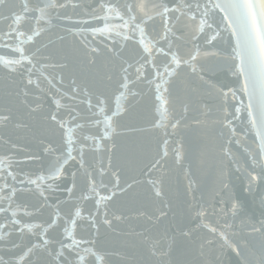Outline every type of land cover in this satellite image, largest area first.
Listing matches in <instances>:
<instances>
[{"label":"water","instance_id":"obj_1","mask_svg":"<svg viewBox=\"0 0 264 264\" xmlns=\"http://www.w3.org/2000/svg\"><path fill=\"white\" fill-rule=\"evenodd\" d=\"M63 2L65 0H57V3ZM72 2L79 6L73 8L69 4L66 8L52 10L53 14L58 12L61 17H71L70 20L53 19L52 26H49L31 44L24 46L27 54L39 49L36 56L37 67L44 76L52 80L51 85L41 77L43 90L35 86H26L25 78L19 70L12 73L0 65V111L11 109L13 116V120L7 126H0V138H2L0 157H8L13 161L9 171L14 173L17 179L14 182L9 176L7 183L18 189L14 201L21 206L17 217L21 223H43L48 221L54 212L53 207H42L44 201L36 191L35 185L27 183L29 179H37L40 175L46 176L54 155H59L64 147L59 127L45 119L50 112L57 111L53 97L60 99L61 103L66 105L59 111V115L65 119L69 118L70 108H75L82 117L89 115L86 104L80 103L85 99L82 94L75 100L67 99V96L73 94L74 88L87 89L92 94L93 103L96 96L107 98L109 108L114 110L113 93L120 82L121 60L108 49L115 47L120 55L130 62L135 61L139 51L132 42L121 49L118 43L113 44L99 36L93 37L90 31L86 33V40L74 31L78 28L90 29L103 26L102 20L92 19L91 15L94 10L99 16L104 14L99 8L101 3L121 5L132 0H72ZM146 2L151 3L153 0ZM165 2L170 3L171 6L172 0ZM180 2L182 0H175L176 4ZM200 2L203 3L204 0ZM22 3L23 0H8L7 6L0 8V13L9 15L11 11L18 12ZM29 3L30 6H34L36 0H29ZM214 22L220 24V14L214 17ZM9 23L10 21L0 20V30L6 32ZM115 23L120 22L115 21ZM159 23L158 20L150 21L149 30L153 24L159 26ZM21 29L30 33V23H22ZM174 31L178 37H182L176 43L184 55L190 51L194 52L196 44H200L202 50L212 47L204 43L207 30L205 34L195 33L199 39L193 40L194 29L186 28L183 18ZM222 36V41L218 38L213 42L214 50L219 51L221 57L201 58L200 64L208 70L207 79L221 87L227 85L238 89L239 81L227 68L231 62L222 58L231 54L234 41L226 32L222 33ZM5 43H11V40L8 38L0 40V44ZM85 44L89 47H85ZM90 47L100 49V54L95 56V64L88 62L89 57L93 55L89 50ZM0 55L18 58V54L12 49L4 47H0ZM161 60V57H157V62ZM62 64H66L67 67H60ZM146 71L151 73L150 68ZM109 74L112 75V80L107 79ZM33 79H36L35 75ZM25 87L29 92L27 97L22 95V89ZM130 87L139 95H129L127 100L122 102L127 111L115 117L118 135L115 136L114 142L117 147L111 154L113 168L104 177L105 181L109 182L110 172L122 169V186L125 182L136 181L127 192L120 193L116 190V197L108 205L109 217L116 214L124 215L126 219L120 222L113 220L112 229L101 223L98 234L91 227L90 221L78 220L76 238L94 240V245L85 244L83 247H94L104 256L105 264H158L159 258L151 254L152 242L159 241V246L163 248L167 247V241L172 237H175V244L170 259L176 264H245V261L248 264H257L264 236L259 233L249 234L247 225L250 221L259 226V222L264 220V158L256 155L254 160L253 156L249 155V153L258 154L259 139L248 124L246 112L242 110L239 120L233 121L236 127L235 136L213 122L219 115L215 110L211 116L203 117L201 113L204 111V105L214 109V101L204 94L202 83L188 70L182 69L180 75L173 78L170 83L171 96L165 94L166 98L170 99L167 105L169 118L164 121L165 128H156L154 123L159 119L156 112L159 102L155 100L154 88L146 81L137 82ZM193 87L198 91L192 92ZM17 93L21 94L17 95ZM62 93L67 95H61ZM240 98L246 100V97L238 93V99ZM23 100H27L28 105L33 107L40 105V107L36 112L29 113L28 107L22 103ZM185 104L190 108L187 120L182 121L180 127L173 131L170 123L183 115ZM231 104L235 105L236 101H232ZM229 111H234V108L230 106ZM194 116L206 122L196 126L192 124ZM16 123H22L26 127L18 128L15 126ZM165 130L168 132L167 137L164 136ZM164 139L169 141V156L161 161L162 168L157 167L149 173L150 164L162 153ZM228 140L232 141L230 145L227 144ZM179 144L183 145V160L178 164L173 152ZM48 145L57 152L52 155L46 153L44 148ZM225 147L231 155L225 154L223 151ZM245 149L248 151L246 152ZM108 155L109 153L106 152L86 151L84 157L86 167L98 168L101 156L106 165ZM78 167L77 162L69 161L65 165V175L55 182L54 189L45 191L49 204L56 205L60 202L62 214L74 212L73 204L78 202L84 187L86 177L82 174V170L77 171ZM72 171H77L76 188L73 196L69 197L64 189L72 184L70 175ZM4 175L0 174V184L5 183ZM149 178L163 180V198L155 197L152 186L146 182ZM21 180L25 183L20 184ZM47 183L53 182L47 181ZM109 190H113L110 183ZM8 192L9 189H4L5 195ZM101 194L107 192L102 191ZM233 204L238 205L235 216L232 215ZM3 206L7 207L6 204ZM79 206L84 210L85 216L95 208L94 201L91 200L79 201ZM200 207L206 209L204 218L196 217L193 211L194 208ZM24 208L33 212V215L25 216ZM160 209L167 211L168 214L157 220L156 216ZM8 215L10 217L11 213L9 212ZM148 216L152 219H148ZM0 223H7L3 214H0ZM200 224H208L219 231H225L230 239L242 237L246 240L249 247L245 250L243 258L237 256L230 248L221 246L218 238L214 247L205 245L201 254V243L213 236L207 228H197ZM229 225L231 227H228ZM19 228L20 225H16L15 228L8 225L6 231L11 230L12 234L0 240V257L6 262L11 261L12 264H16L19 256L36 239L27 232L21 234ZM187 230L192 231L190 238L180 235L182 231ZM62 231V227L54 232L50 230L49 238L53 241L50 249L58 248L56 241L63 238ZM138 233L140 235H137ZM233 233L239 235L233 236ZM16 244L20 246L13 247ZM25 264H52V258L40 252L26 258ZM96 264L100 262L97 261Z\"/></svg>","mask_w":264,"mask_h":264},{"label":"snow or ice","instance_id":"obj_2","mask_svg":"<svg viewBox=\"0 0 264 264\" xmlns=\"http://www.w3.org/2000/svg\"><path fill=\"white\" fill-rule=\"evenodd\" d=\"M7 3L8 0H0V8L7 6ZM69 4L73 8L79 6L73 3L72 0H65L63 3H57V0H36L34 6H30L29 0H23L20 11H11L9 15L0 13V20L10 21L6 32L0 30V40L5 38L11 40V43L0 44V47L12 49L14 53L18 54V58L0 55V65H3L5 69L12 73H16L19 70L25 78L26 86H35L37 89H41V77L48 84H52V80L44 76L43 72L37 67L36 56L39 49L37 48L31 54H27L24 46L31 44L49 26H52L53 19L70 20L71 17H61L58 12L53 14L52 11L66 8ZM99 8L104 13L102 16L95 14V10L91 15L92 19L102 20L103 26L90 29L78 28L74 30L76 34L85 37L86 40V33L90 31L93 37L99 36L111 41L113 44L118 43L121 49L126 47L129 42H132L139 50L137 58L134 62H130L121 56L115 47L108 49L110 53H113L121 60L120 82L113 93L114 110L109 108L107 98L96 96L95 103H93L92 94L87 89L74 88L73 94L67 96V99L75 100L78 95L82 94L85 99H82L80 103L86 104L89 115L82 117L75 108H70L69 118L65 119L59 115V111L64 109L66 105L62 104L60 99L53 97L57 111L50 112L45 119L59 127L64 147L59 155H54L47 169L48 174L46 176L40 175L37 179L27 180L29 185H35L36 191L43 199L44 204L42 207L54 208V212L48 221L43 223H21V220L17 218L21 211V206L15 204L14 201L18 189L7 183V177L9 176L14 182L17 179L16 175L9 171L13 161L8 157H0V174H5V183L0 184V214H3L4 220L7 221V223H0V240H4L5 236L12 234L11 230L6 231L8 225L13 228L16 225H20L19 231L21 234L27 232L36 238L35 242H32L26 251L19 256L16 264H25L26 258L40 252L46 253L51 257L52 264H96L97 261L100 264H105L104 256L100 255L94 247H83L85 244L94 245V240L87 241L76 238L77 221H90L91 227L98 234L101 223L112 229L113 220L120 222L126 219L124 215L116 214L109 217L108 205L116 197V190H119L120 193L127 192L136 181L132 183L125 182V185L122 186V169L111 171V180L109 182H106L104 177L113 168L111 154L114 153L117 147L114 142L115 136L118 135V125L115 117L127 111L122 102H125L129 95H139L138 92L132 91L130 87V85L134 86L137 82L146 81L154 88L155 100L159 102L156 106L159 119L154 123V127L165 128L164 121L169 118L167 105L170 103V99L166 98L165 94L168 97L171 96L170 83L172 79L179 76L182 69L188 70L202 83L204 94L214 101V109L204 105V111L201 115L209 117L215 110L219 115L213 122L220 125L221 128H226L232 136H235L236 127L233 121L239 120L242 110L246 112L248 124L259 139L258 154L249 153V155H252L254 160L256 155L264 158V0H204L203 3L200 0H195V2H191V0L190 2H183L182 0L179 4L172 0L171 6L165 0H153L151 3L146 2V0H132V2H126L121 5L101 3ZM217 14H220V24L214 22V17ZM182 18L185 21L186 28L194 29L193 40L199 39L195 33L205 34L207 30V34L204 36V43L212 47L202 50L200 44H196L194 52L190 51L187 55L182 54L176 43L182 37H178L176 31H174ZM156 20L160 22L159 26L153 24L151 30H149V22ZM115 21L120 23H115ZM24 22L30 23V33L21 29V25ZM82 23H87V21H82ZM225 32L234 41V46L231 54L222 58L231 62L227 65V68L239 81L238 89L227 85L221 87L207 79L206 72L208 70L200 64L201 58L221 57V53L214 50L213 42L217 41L218 38L222 41V33ZM85 47L89 46L85 44ZM89 50L93 55L89 57L88 62L95 64V56L100 54V49L98 47H90ZM157 57L162 58L161 62H157ZM60 67H67V65L62 64ZM148 68L151 69L150 74L146 71ZM34 75L36 79H33ZM107 79L112 80V75H107ZM62 83L63 81L61 80ZM73 84H75V81H73ZM191 91L195 93L198 89L193 87ZM57 92H59V89H57ZM238 93L242 97H246V100L243 98L238 99ZM20 94L17 93V95ZM22 95L24 97L29 95L27 87L22 89ZM61 95L66 96L67 94L62 93ZM232 101H236V104H231ZM22 103L28 107L29 113L36 112L40 107V105L35 107L28 105L27 100H23ZM230 106L234 108V111H229ZM189 110V105L185 104L183 115L175 118L170 123L173 131L180 127L182 121L187 120ZM110 112L111 114H109ZM12 120L11 109L0 111V126H7ZM80 120H83V122H79ZM205 122L200 117L194 116L192 118V124L196 126H200ZM15 126L18 128L26 127L22 123H16ZM93 129L95 131H92ZM164 136H168L166 130L164 131ZM231 143V140L227 141V144L230 145ZM168 144V139H164L162 153L159 158L150 164L149 173L157 167H163L161 161L169 156ZM89 150L109 153L107 164L105 165V160L101 156L98 168L86 167L84 157L86 151ZM44 151L50 155L57 152L51 145L46 146ZM223 151L226 155H231L227 147ZM245 151L247 152L248 150L245 149ZM173 155L178 164L183 160L182 144L177 145ZM29 159H34V157H29ZM69 161L77 162L79 166L77 171L82 170L86 180L81 195L78 197V202L73 204L74 212L69 211L66 214H62L60 202H57L56 205L49 204L45 191L54 189L55 182L65 175V165ZM77 171L70 173L72 184L64 189L69 197L73 196L76 188L75 178ZM252 179H256V177H252ZM47 181H52L53 183H47ZM146 182L152 186L155 197L163 198L162 179L157 181L149 178ZM19 183L24 184L25 181L21 180ZM109 183L113 189L111 191L109 190ZM224 186L227 187V185ZM6 188L9 189L7 195L4 194V189ZM189 188H191V184H189ZM102 191L107 192V194H101ZM90 200L94 201L95 208L94 211L89 212L85 216L83 215L84 210L79 206V201ZM4 204L7 207H4ZM237 208L238 205L233 204V216L236 215ZM193 211L196 217H206V209L203 207L194 208ZM9 212L11 213L10 217L8 215ZM23 214L30 217L33 212L24 208ZM140 214L146 215V213ZM167 214V211L160 209L156 219L159 220L167 216ZM98 218L100 219L98 220ZM148 219H152V217L148 216ZM60 227L63 230V238L56 241L58 248L52 247L50 249L53 241L49 238V232L50 230L54 232ZM200 227L207 228L213 236V238L206 239L201 243V254H203L205 245L214 247L218 238L221 246L230 248L237 256L243 258L249 244L242 237L233 240L229 238L225 231H219L216 227L208 224L197 225V228ZM228 227L231 226L229 225ZM247 227L249 228V234L259 233L264 236V220L259 222V226L249 221ZM137 235L140 234L138 233ZM180 235L190 238L192 231H182ZM238 235V233H233V236ZM159 244V241L151 244V254L159 258L158 264H176L170 259L172 247L175 244V237L167 241V247L162 248ZM19 246V244L13 245V247ZM260 247L261 255L257 264H264V240L261 241ZM89 257L92 259H89ZM0 264H12V262H6L0 257ZM245 264H248V262L245 261Z\"/></svg>","mask_w":264,"mask_h":264}]
</instances>
